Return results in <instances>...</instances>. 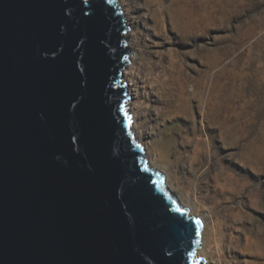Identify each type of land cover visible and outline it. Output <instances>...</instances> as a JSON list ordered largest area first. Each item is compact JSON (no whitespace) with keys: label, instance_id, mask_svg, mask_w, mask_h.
Segmentation results:
<instances>
[{"label":"water","instance_id":"1","mask_svg":"<svg viewBox=\"0 0 264 264\" xmlns=\"http://www.w3.org/2000/svg\"><path fill=\"white\" fill-rule=\"evenodd\" d=\"M131 56L119 0H0V264H207L120 111Z\"/></svg>","mask_w":264,"mask_h":264},{"label":"bare ground","instance_id":"2","mask_svg":"<svg viewBox=\"0 0 264 264\" xmlns=\"http://www.w3.org/2000/svg\"><path fill=\"white\" fill-rule=\"evenodd\" d=\"M119 3L131 34L129 88L134 130L148 159L164 175L165 186L193 215L201 217L203 226L198 254L207 264H211L212 252L207 247L209 240H205L207 225L204 216L184 203L182 194L171 182V177L177 176L188 186L192 184L201 170L199 163L211 149L218 147L221 134L219 109L225 95L217 85V69L214 64L205 63L203 56L198 66L192 67L189 60L194 58L187 51L194 46V41L199 37L196 34L202 30L203 0H131L132 5L130 0H119ZM140 40L143 41L142 45L152 48L168 44L175 53L169 55L154 50H148V54L137 52ZM138 59L146 63L147 91L143 108L146 120L151 124V134L155 137L156 153L151 152L134 121L136 109L140 108L137 99ZM232 88V85H227L228 91ZM204 134H207V140ZM234 134L228 135L237 138ZM210 166L208 176L215 171L216 174L212 178H205L207 180L202 188L207 192L205 198L220 205L218 212L214 213L217 223L212 230L218 253L229 264H264V236L252 231L248 221L247 212L253 210L250 202L252 186L240 184L234 177L229 178L225 172H221L224 169L216 160ZM220 173H224V180L218 176ZM227 178L236 184L231 185ZM257 194L260 202L264 203V181L259 184ZM236 195H240V203L232 205ZM256 204L261 207V204Z\"/></svg>","mask_w":264,"mask_h":264},{"label":"rangeland","instance_id":"3","mask_svg":"<svg viewBox=\"0 0 264 264\" xmlns=\"http://www.w3.org/2000/svg\"><path fill=\"white\" fill-rule=\"evenodd\" d=\"M203 3L202 30L196 34L199 37L194 41V46L187 51L194 58L189 60L192 67H197L203 56L205 63L214 64L217 69V85L225 95L219 109L221 134L218 147L211 149L207 155L205 153L206 157L199 163L201 170L192 184L188 186L187 182L180 181L176 175L171 177V182L178 193L182 194L184 203L204 216L207 225L205 240H209L207 247L212 252L211 264H229L218 253L216 237L212 235L217 223L214 213L218 212L220 205L205 198L207 192L202 186L207 180L205 178H212L216 174L215 171L208 176L213 160L219 162L224 169L221 172H225L229 178L234 177L240 184H250L253 210L247 212L248 221L252 231L264 236V203L260 202L257 194L259 184L264 181V0H203ZM142 43L140 40L137 52L148 54V50H154L169 55L174 52L168 44L152 48ZM139 62L137 99L140 108L136 109L134 121L151 152L156 153L155 137L151 134V124L146 120L143 108L147 91L146 63L141 60ZM228 84L233 86L232 90H227ZM243 119L244 122H241ZM229 133H235L237 138ZM203 137L208 139L207 134ZM166 172L169 173V170ZM218 176L222 180L226 178L224 173ZM227 181L230 182L228 178ZM240 200V195H236L232 205L239 204ZM256 203L261 204V207Z\"/></svg>","mask_w":264,"mask_h":264},{"label":"snow or ice","instance_id":"4","mask_svg":"<svg viewBox=\"0 0 264 264\" xmlns=\"http://www.w3.org/2000/svg\"><path fill=\"white\" fill-rule=\"evenodd\" d=\"M87 2V0H86ZM109 2L111 3V0H109ZM120 111H123L124 113V116L126 117L127 121H128V124L129 126L131 125V116L128 115L127 111L124 109L123 105H120ZM131 135V133H129ZM136 147H139V145H136ZM145 171H147V168L145 167ZM161 183H163L161 181ZM175 203V202H173ZM174 211H176L177 213H179L181 216L184 215V210L182 209L181 206L177 205L175 208H174ZM195 225L197 226V229H196V232L197 234H199V228L202 227V223L200 220H195L194 221ZM197 243H199V241H197ZM194 255V254H193Z\"/></svg>","mask_w":264,"mask_h":264}]
</instances>
